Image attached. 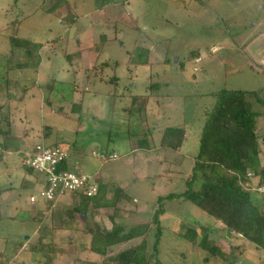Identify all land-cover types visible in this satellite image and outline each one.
<instances>
[{"label": "rangeland", "instance_id": "rangeland-1", "mask_svg": "<svg viewBox=\"0 0 264 264\" xmlns=\"http://www.w3.org/2000/svg\"><path fill=\"white\" fill-rule=\"evenodd\" d=\"M8 1L0 0V28L22 12L18 37L41 48L36 50L38 59H26L22 52L18 57L15 52L6 61L10 52L7 40L0 36V76L8 75L18 85L0 90L2 264L99 262L92 254L78 255L75 240L89 243L88 230L108 228L106 212L94 218L76 215L75 222L63 229V212L77 205L78 198L58 195L49 205L39 197L42 186L19 155L32 151L38 142L69 148L68 171L86 175L97 185L113 183L136 203V211L122 216L118 225L128 228L150 221L159 197L186 190L203 112L213 103V95L243 89L258 92L264 100V77L258 68H251L264 62V0H128L118 7L110 2L123 0H67L68 9L53 13L46 10L57 0H30L24 9L17 4L12 11ZM103 16L105 33L112 36L114 27L116 37L96 56L89 49L98 42L95 26ZM140 44L148 51L147 64L140 63L145 54L138 52ZM197 49L204 52V61L196 63L197 72L188 62L180 70L179 59L184 61L187 53ZM175 56L178 59L173 63ZM13 64L28 66L11 70ZM155 85L159 90L155 91ZM156 97L163 102L157 104ZM74 104H80L79 114L72 111ZM258 122L261 134L264 118ZM42 127L51 129L48 138L42 137ZM171 127H183L188 135L179 153L160 146L163 131ZM144 135L148 149L139 147ZM110 153L115 159H108ZM104 155L106 159L99 158ZM259 162L264 165L263 145ZM258 180L253 177L251 182L253 199L260 197ZM163 208L159 260L162 264H204L203 256L192 252L189 240L178 237L200 229L204 214L177 199L165 200ZM218 235L217 244L234 264H264V250L238 235L232 239L221 231ZM65 237H72L73 243ZM20 242V252H13ZM229 242L239 247L238 253H232ZM38 245L50 250L63 245L65 254L31 252Z\"/></svg>", "mask_w": 264, "mask_h": 264}, {"label": "trees", "instance_id": "trees-1", "mask_svg": "<svg viewBox=\"0 0 264 264\" xmlns=\"http://www.w3.org/2000/svg\"><path fill=\"white\" fill-rule=\"evenodd\" d=\"M29 1L9 0L7 2L9 7L7 6V8L12 11L17 7V4H20L24 9ZM123 2L127 3L128 0L118 3L110 2V4L118 7V4ZM64 8L68 9L67 0H57L46 11L53 13L60 9L64 12ZM22 16V12L16 14L14 19L10 20V23L7 22L0 28V36L7 40L6 43L10 52L8 58L7 55L4 57L6 61L7 59L12 60L15 52L18 57H21L22 52V56L26 59L39 58L36 55V50H39L41 45L35 44L28 39L20 38L17 35L18 27L21 23L19 17ZM100 20H102L100 23L94 22L97 24L95 27L98 28V42L89 49L96 56L101 54L104 45L112 37L113 39L116 37L114 36L116 33L114 27L112 36H108L105 33L107 19L103 16ZM139 46L140 48L136 46L139 48L138 52H142V54L145 52L140 63L147 64L148 58L145 55L148 51H144L142 44ZM209 49L205 50L208 54H210ZM202 54L204 52L199 49L191 51L186 54L184 61L179 55L181 58L176 65L180 70H183L185 62L192 63L193 72H197L196 63L204 61L201 60ZM172 59L174 60L173 63H175L178 57L175 56ZM167 63H170V61L167 60ZM104 65L108 66L107 63ZM27 66V64H13L10 67L11 70H16ZM251 68L253 70L258 68V72L264 77V62L255 67L252 65ZM111 81H115V84L116 78ZM0 85V90L8 88V85L18 87L16 81H9L8 75L0 76ZM153 88L157 91L160 86L155 85ZM151 95H147V98L152 99ZM154 99L157 104L163 102L162 98L160 99L161 102L157 100L158 97ZM79 106L80 104H74L72 111L79 114L81 108ZM262 108H264V100L259 98L258 92L243 89L224 90L213 95V103L208 110L206 109L203 112L204 123L198 138L196 153L192 160V171L185 181L186 190L180 194H169L165 197H159L153 207V216L146 223L133 225L128 228L118 225L117 220L124 215L134 213L137 206L123 189L113 183H99L94 195H86L81 191L72 193V196L78 198V203L71 207V210L63 212V217L60 219L63 229H67L75 222L76 215H89L94 218L102 215V211L106 212L105 216L109 224L108 228L88 230L86 235L89 236V243L80 244L74 239L75 244L78 246V255L87 253L89 254L88 256L92 254L99 258V262H83L82 264H162L158 258L159 244L164 229L161 225L160 217L164 214V201L176 199L191 203L204 214L202 216L205 219L200 222L198 226L200 229H197L198 232L197 230L186 231L178 236L182 240H189L192 245V252L201 254L204 264H216L218 261L222 262L221 264H234L217 244L218 238H220L219 235L216 237L218 230L228 239L231 234L239 235L254 248L264 250V196L260 194V197L256 196L253 199L251 197V194H253L252 181L250 182V179L257 177L259 179L258 187L264 186V167H261L259 162L260 145L264 146V132L260 134L261 131L257 129L258 121L264 118V109ZM41 134L43 138H48L51 134V129L42 127ZM142 139L141 142L139 141V147L148 149L149 145L147 144L146 135ZM187 139L188 135L185 128H166L162 133L160 146L179 153ZM9 142L12 141L10 140ZM41 145L42 150L54 151L59 149V144L49 145L42 143ZM23 153L19 155L20 159L25 157ZM111 155L114 154L110 153L107 155L108 159ZM107 156L104 155L105 159ZM68 157L69 155L60 164H57L55 173L60 170L68 171L66 169ZM27 170L31 176L37 177L35 182L41 186L45 184V176L39 178L40 174L33 168H27ZM78 175L81 176L82 174ZM88 178L92 180L90 177ZM195 186H197V189ZM57 196L58 194L55 193L53 199L48 201L49 205L54 203ZM151 234L152 241L149 240ZM69 239L73 243L72 237H65L64 240L70 243ZM136 239L139 240L138 243L126 246ZM21 243L23 242L14 246L13 252H20ZM57 246H53L51 251L47 247L43 248L38 245L35 251L31 252L41 256L47 252L64 255L65 251L61 248L63 245ZM230 247L233 254L238 253L239 247H235L232 244ZM182 257L186 258L185 255ZM0 258V261L4 259L3 253L0 254ZM75 260L79 261V258ZM3 261L0 264L4 263Z\"/></svg>", "mask_w": 264, "mask_h": 264}, {"label": "built area", "instance_id": "built-area-1", "mask_svg": "<svg viewBox=\"0 0 264 264\" xmlns=\"http://www.w3.org/2000/svg\"><path fill=\"white\" fill-rule=\"evenodd\" d=\"M65 157L66 154L60 148L50 151L36 147L33 154L23 160L27 168H33L45 176V184L39 191V197L47 202L53 199L55 193L64 195L81 191L86 195H94L96 192L97 184L87 176L75 175L64 170L55 173L57 164ZM109 159H115V155L109 156ZM257 192L264 196V186L258 187Z\"/></svg>", "mask_w": 264, "mask_h": 264}, {"label": "clouds", "instance_id": "clouds-1", "mask_svg": "<svg viewBox=\"0 0 264 264\" xmlns=\"http://www.w3.org/2000/svg\"><path fill=\"white\" fill-rule=\"evenodd\" d=\"M42 143H43V142H38V143L34 144V145L31 147V149H33L32 151L29 150L28 152H25V153H24L25 157L23 158V160H24L25 158H27L28 156H31V155L33 154V151L35 150L36 147H42V145H41ZM58 147H59L61 150L64 151V153L66 154V157H65V158H67V156L69 155V148H68V149H63L61 144L58 145ZM99 158H101V159H105L104 156H99ZM110 160H111V159H110ZM66 172L72 173V172H70V171H66ZM72 174H74V173H72ZM75 175H77V174H75ZM84 176H86V175H84ZM67 195H72V194H67Z\"/></svg>", "mask_w": 264, "mask_h": 264}, {"label": "crops", "instance_id": "crops-1", "mask_svg": "<svg viewBox=\"0 0 264 264\" xmlns=\"http://www.w3.org/2000/svg\"><path fill=\"white\" fill-rule=\"evenodd\" d=\"M263 127V126H262ZM260 127H259V122H258V127H257V129H258V131H261L260 129H259ZM263 130V129H262ZM6 143V142H5ZM261 167H264V165L263 166H261ZM253 179V178H252ZM252 179H250V182L252 181ZM261 205V204H260ZM262 206H263V204H262ZM219 229V228H218ZM218 232H219V230H218ZM218 232H216V233H218ZM233 235H235V234H231V236H233ZM231 236L229 237V239H232L231 238ZM239 236V235H238Z\"/></svg>", "mask_w": 264, "mask_h": 264}]
</instances>
